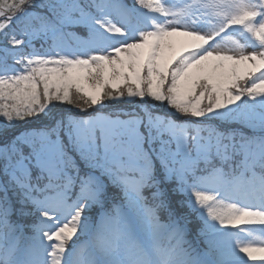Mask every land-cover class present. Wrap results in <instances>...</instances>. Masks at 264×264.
I'll return each mask as SVG.
<instances>
[{
    "label": "snow or ice",
    "instance_id": "6c2138e0",
    "mask_svg": "<svg viewBox=\"0 0 264 264\" xmlns=\"http://www.w3.org/2000/svg\"><path fill=\"white\" fill-rule=\"evenodd\" d=\"M0 264H264V0H0Z\"/></svg>",
    "mask_w": 264,
    "mask_h": 264
},
{
    "label": "trees",
    "instance_id": "16d2710c",
    "mask_svg": "<svg viewBox=\"0 0 264 264\" xmlns=\"http://www.w3.org/2000/svg\"><path fill=\"white\" fill-rule=\"evenodd\" d=\"M65 107H68V106H65Z\"/></svg>",
    "mask_w": 264,
    "mask_h": 264
}]
</instances>
